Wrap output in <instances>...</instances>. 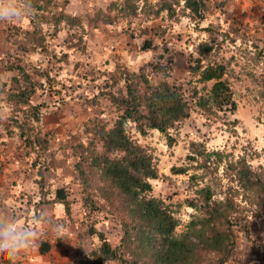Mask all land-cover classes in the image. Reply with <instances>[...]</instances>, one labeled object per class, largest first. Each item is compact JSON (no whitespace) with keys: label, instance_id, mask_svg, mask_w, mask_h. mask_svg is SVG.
<instances>
[{"label":"rangeland","instance_id":"1","mask_svg":"<svg viewBox=\"0 0 264 264\" xmlns=\"http://www.w3.org/2000/svg\"><path fill=\"white\" fill-rule=\"evenodd\" d=\"M112 1L117 2L112 12L114 21L93 20L96 12L106 10ZM121 1L0 0V155L22 154L32 165L38 157L36 163L41 164V170L49 167L50 162L43 160L41 147H27L20 137L18 125L26 122L21 126L32 137L42 139L43 133H47L50 140L47 153L61 160V173L68 180L74 177V170L66 169V157L71 155L69 146L89 140L88 129L93 119L113 122L115 113L104 94L109 90L124 92L123 77L127 71H136L142 64L157 60L171 62L172 78L185 82L192 94L195 89L194 99L199 96L206 99L213 81L199 82V75L190 68L198 61L204 66L222 63L227 67L223 79L228 82L236 102L232 114L214 109L215 114L206 118V112L192 111L188 119L170 131L174 138L172 146H168L166 137L157 130H151L146 136L135 135L153 153L160 175L159 179L151 180L150 195L164 199L169 205L179 220L177 233L185 230L196 213L184 202L195 195L189 175L196 171L198 162L189 156L201 150L199 144L207 151L225 153V162L219 165L218 172L213 173V167L209 169V179H214L223 191L237 189L239 192L235 199L241 225L236 227L235 249L226 264H259L250 249L253 245L264 250V195L250 199L252 203L245 200L243 187L225 175L224 165L227 158L244 157L253 178L264 185V0H206L203 19L193 16L183 6L184 0H168L174 13L161 10L158 15L145 9H152L161 0H127L130 7L124 11L120 10ZM132 8L135 12L130 13ZM62 10L79 16L78 23L70 24L64 17L57 21ZM144 40H149L151 46L141 50ZM203 42L214 47L206 55L198 49ZM9 64L27 69L34 85L35 81L42 83L30 99L32 104L45 102L47 105L41 111L39 124L30 119L26 106L8 98V93L15 91L13 77L20 80V85H28L18 71L9 69ZM34 69L41 73L47 71L48 79L36 75ZM150 79L157 83L160 74L150 73ZM234 119L238 120L235 125ZM96 147L100 149L101 144L97 143ZM58 154L61 156H55ZM72 159L70 169L77 160ZM173 166L189 170L187 174H174ZM87 171L96 208L83 204L82 186L77 183L73 192L77 202L69 216L80 217L74 225L76 238L68 236L80 254L101 244L96 235L88 232L92 221L103 223L101 227L107 240L117 245L122 236L121 222L127 219L119 208L116 192L97 172L89 168ZM74 254L70 263L78 260ZM125 257L127 262L118 263L130 264V256ZM139 264L155 262L147 256L141 257Z\"/></svg>","mask_w":264,"mask_h":264},{"label":"trees","instance_id":"2","mask_svg":"<svg viewBox=\"0 0 264 264\" xmlns=\"http://www.w3.org/2000/svg\"><path fill=\"white\" fill-rule=\"evenodd\" d=\"M206 0H184L183 6L190 13L203 19V11L207 9ZM121 11L129 8L127 0H122ZM117 5L116 1L110 2L106 10H98L93 20L112 23L115 15L112 13ZM147 13L158 15L161 10L174 13L168 0H161L153 4ZM142 9V8H141ZM135 12L132 8L130 13ZM66 18L72 24L80 20L79 16L65 13L63 10L56 19ZM207 30H211L208 26ZM151 42L144 40L141 50L150 48ZM212 44L203 42L199 44L200 54L206 55L213 49ZM149 67V70L147 69ZM9 69L18 71L26 85H20L16 80L14 92L8 93V98L16 104L26 106L30 119L39 124L41 122V111L47 107L45 102L32 104L31 97L36 90L42 87V83H32L29 71L19 64H9ZM171 62L163 63L160 60L142 64L136 71H127L123 77L124 92L114 93L111 90L104 94V98L110 102L115 113V119L109 123L107 120L93 119L89 125L90 138L87 142H78L69 146L71 155H67L66 169L74 170V183L82 186L83 204L96 208L91 197L90 179L87 168L98 173L100 179L112 188L118 197L119 208L127 219L122 220V236L117 245H112L106 238L104 231L94 227L96 221L89 225L88 232L91 236L96 235L101 244L99 247L83 254L80 260L85 264H103L104 261L127 262L126 254L131 258L130 264H139L141 257L150 256L155 264H226L235 249L237 226L241 223L238 217L239 204L234 192H226L218 188L217 184L209 179L213 167V173L218 172L219 165L225 162L226 155L223 151H207L204 145L195 151L196 155L189 159L198 162L197 169L189 175L191 186H194L195 195L184 200L188 207L195 210V214L185 226V230L176 232L179 220L173 214L164 199L150 195L152 192L151 180L159 179L157 164L154 155L149 148L139 143L135 134L146 136L151 130L162 133L168 146L174 144V138L170 131L179 123L189 118L192 111L201 110L206 118H210L215 112H228L230 114L236 109L232 90L223 76L227 72L226 65L214 63L201 65L197 62L191 66L192 73L199 75V82L213 81L208 98L201 96L195 98L196 90L192 94L186 88V83L172 78ZM35 70V69H34ZM36 75L48 79V73L35 70ZM150 73L160 74V80L153 83ZM238 122L234 119L233 124ZM21 124H26L22 122ZM20 128V137L25 146L41 147V154H45L50 148V140L47 133L43 138L27 133L28 129ZM101 148L97 149L96 144ZM68 149V145L64 147ZM23 157V155L21 154ZM76 158L74 167L69 165ZM199 157V158H197ZM38 157L33 163L37 165ZM201 160V161H200ZM51 163L48 169L51 167ZM44 168H47L44 166ZM225 175L231 181H237L244 189L245 200L262 198L264 185L253 178L252 170L244 157L228 159L224 165ZM187 167H171L174 174H187ZM41 176V168H38ZM215 178H218L215 176ZM37 184L42 187V177L37 179ZM66 185L54 191L52 202L62 203L65 214L70 216L71 204L75 203L67 196ZM264 200V199H262ZM77 202V201H76ZM247 232V229H244ZM251 253L256 257L259 264H264V250L251 246ZM15 259V258H14ZM9 258L5 263L10 264ZM18 260L11 264H18Z\"/></svg>","mask_w":264,"mask_h":264},{"label":"crops","instance_id":"3","mask_svg":"<svg viewBox=\"0 0 264 264\" xmlns=\"http://www.w3.org/2000/svg\"><path fill=\"white\" fill-rule=\"evenodd\" d=\"M43 160L52 163L49 169L41 170L39 177L36 170L41 166L40 163L32 165L15 152L0 155V240L22 236L25 232L35 231L39 234L40 241L36 247L25 249L15 257L19 261L18 264H85L80 260L81 256L95 247L92 246L80 254L76 251V244H70L68 237L76 238L77 227L74 225L80 217L67 216L62 203L52 202L54 191L65 185L68 198L75 202L73 192L77 184L73 182V176L69 175L68 180L63 178L65 175L61 173V160L53 159L52 154L47 152ZM41 177L42 187H39L37 179ZM59 181L62 183H58ZM73 205L75 203H72L71 207ZM102 224L96 222L94 227L103 231ZM72 252L75 253V259H78L73 261L74 263H70ZM6 256L0 254V264H6ZM112 262L119 264L110 260L104 261L103 264Z\"/></svg>","mask_w":264,"mask_h":264},{"label":"clouds","instance_id":"4","mask_svg":"<svg viewBox=\"0 0 264 264\" xmlns=\"http://www.w3.org/2000/svg\"><path fill=\"white\" fill-rule=\"evenodd\" d=\"M39 241V234L35 231L25 232L22 236L6 237L0 240V254H6L9 260L14 261L25 249L36 247Z\"/></svg>","mask_w":264,"mask_h":264}]
</instances>
